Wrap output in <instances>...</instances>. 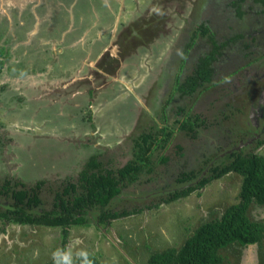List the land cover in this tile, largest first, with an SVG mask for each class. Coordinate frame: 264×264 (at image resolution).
<instances>
[{
    "label": "rangeland",
    "instance_id": "obj_1",
    "mask_svg": "<svg viewBox=\"0 0 264 264\" xmlns=\"http://www.w3.org/2000/svg\"><path fill=\"white\" fill-rule=\"evenodd\" d=\"M198 2L203 11L222 0H0L6 61L0 72V123L4 138H12L0 153V178L11 172L27 183L61 180L76 174L93 152L112 160L117 146L125 152L121 163L131 157L138 126H148L155 103H167L169 41H176L184 23L190 29L182 9L193 10ZM241 6L254 13L238 19L227 12L213 19L212 30L249 34L264 26V18L256 20L264 6L255 0ZM141 9L148 14L138 23ZM205 108L201 103L197 110ZM137 112L145 117L133 124ZM242 116L233 119L241 126L247 120L245 112ZM87 135L88 141L78 140ZM258 152L264 154V145ZM172 158L157 167L155 182L123 188L120 203L155 202L160 193L177 188L175 174L197 167L195 158ZM240 181L230 172L177 200L108 223L91 213L92 223L69 229L64 247L59 227L8 223L0 230V264H73L84 253L99 264H144L154 251L180 247L200 223L236 202ZM120 203L116 198L109 205L116 209ZM249 215L264 221V206H252ZM220 253L222 264H264V248L257 245H229Z\"/></svg>",
    "mask_w": 264,
    "mask_h": 264
},
{
    "label": "trees",
    "instance_id": "obj_2",
    "mask_svg": "<svg viewBox=\"0 0 264 264\" xmlns=\"http://www.w3.org/2000/svg\"><path fill=\"white\" fill-rule=\"evenodd\" d=\"M255 1L264 5V0ZM140 11L143 16L138 18V23L146 15L143 9ZM241 15L242 11L238 10V16ZM211 27L212 22L204 19L190 34L186 50L199 41L201 43L193 50L190 62L178 64L164 98L167 103H163L158 115L160 121L148 119V126H138L141 132L131 137V157L121 163L120 159L125 155L121 146H117L120 152L112 159L115 161H104L100 153L93 152L76 174H68L61 180L42 177L27 183L8 172L0 178V230L3 231L8 223L56 226L61 229L64 247L69 229L92 223L91 213L95 214L97 222L108 223L177 200L193 190H200L213 179L234 172L241 176L237 201L226 206L217 217L200 223L180 247L154 251L144 264H222L224 256L220 252L229 245L241 247L255 243L263 249L264 221L253 219L249 213L252 206H264V154L258 152L264 138L236 148L238 138L245 132L243 127L233 120L228 107V113L212 110L217 102L227 104L226 97L231 92L227 87L231 85L233 75L243 72L240 75L244 77V70L249 74L254 71L255 63L263 61L264 31L251 34L243 31L231 35L214 33ZM197 36L200 38L195 42ZM231 42H237L238 59L232 61L238 62L237 65L230 69L225 64L217 67L220 50ZM4 48L0 46V72L6 62L2 58ZM220 58L222 60V55ZM228 75L230 79H227ZM197 99L200 103L196 102ZM181 100L186 102L176 103ZM201 103H207L205 110H197ZM169 121L171 125L166 124ZM0 129V153L3 156L7 146L12 144V138H4L6 130L1 123ZM203 131L210 132L211 136L206 148L200 146L199 141ZM177 133L186 140L185 143L176 140ZM211 133L216 134L213 140ZM89 138L88 135L78 136V140L88 141ZM189 144L190 151H193L189 156L196 159L197 163L193 162L197 167L175 174L173 178L178 182L177 188L166 191L164 195L160 193L155 202L151 199L144 204H138V201L127 202L128 205L120 203L119 194L123 188L139 182H155L157 167L171 162L172 156H184ZM233 146L235 148L230 149ZM227 149H230L228 153L219 156ZM196 154L200 155V161ZM184 158L185 162L186 156ZM142 174L146 175L145 180H141ZM116 198L119 208H110V202ZM73 264L99 262L95 255L84 253L77 256Z\"/></svg>",
    "mask_w": 264,
    "mask_h": 264
},
{
    "label": "flooded vegetation",
    "instance_id": "obj_3",
    "mask_svg": "<svg viewBox=\"0 0 264 264\" xmlns=\"http://www.w3.org/2000/svg\"><path fill=\"white\" fill-rule=\"evenodd\" d=\"M102 1V0H101ZM136 1V0H135ZM220 2V0H218ZM217 1H213V3H216ZM244 2V0H222V3L218 6V7H207L206 10L200 11V4L198 2L199 6H195L193 8V10L189 9H182L184 10V17L183 19H186L185 22L190 23V29L187 28L188 26L186 25V27L184 26L185 23L183 24L182 28H185L183 30H181L176 38V41H169V58L168 61L166 63V65H168L167 68V72L168 76H169V80L167 83V88L169 86L170 80L173 78V74L177 73V66L180 62H185L188 63L191 61L192 55H193V50L200 45L201 42L199 43H195L197 41H199L198 39L200 38L199 36H197L196 40H195V44L193 46H191V48H188L186 50L185 46L186 43L189 40L190 34L195 32L196 29H198V25L199 23L206 19V20H210V22H213L215 18H218L222 15H225L227 12L231 13V15L235 18L238 19H243L245 16V12H251L254 13V10L252 8L249 9L247 8V10H243L242 8V3ZM218 3V2H217ZM258 4L262 5L261 3L258 2ZM191 7V6H190ZM193 7V5H192ZM154 8V5H153ZM238 10L242 11V15L238 16ZM141 12V11H140ZM151 12H149L150 14ZM142 14V13H141ZM146 14H148L146 12ZM143 15V14H142ZM257 18L256 20H259L261 18H264V12L260 13V14H256ZM253 15L249 14V17L252 18ZM146 17V15L144 16ZM258 32H262L264 31V26L262 28H260L259 30H257ZM182 32V33H181ZM189 32V34H188ZM217 30L214 31V33H216ZM235 32L237 33H242L243 31H235L232 30L231 35L234 34ZM254 32V31H253ZM251 32V33H253ZM219 33V32H218ZM249 33V34H251ZM246 34L247 31H246ZM162 34H160L159 36H161ZM179 35H183V37H179ZM185 35V36H184ZM179 39V43H176L177 40ZM236 48H237V42H231L228 43L226 47H224L222 50H220V56L222 55V60L226 61L230 60V62H223L220 58V56L218 57V63H217V67L219 65H223L225 64L226 66L228 65V68H232L233 66L237 65L238 62H232L235 61L237 58L236 56ZM186 52L184 53L183 51ZM177 54H179L180 56L177 58ZM53 62V61H51ZM255 63V62H254ZM171 64V66H170ZM215 66V67H216ZM220 67V66H219ZM248 67L250 68V65H248ZM174 68V69H173ZM254 71H252L251 73L247 74L246 70H244V77L241 76L240 74L237 75H233V81L231 82V85H229V87L227 88H231V92L230 94H228L227 98V104L223 103V102H217L216 106L214 107V110H219L220 107L226 106L230 109V113L232 115V117L235 119V117H239L242 118V112H245L247 115V120L244 121V124L242 125L243 129H244V134L242 137L238 138V141L240 143L243 142V144L240 145V147L244 146V145H248L249 143H254L257 140H260L261 138H264V55H263V61L259 62V64L255 63V67L253 68ZM183 74V72H182ZM171 76V77H170ZM231 76H227V79H230ZM174 85L175 86V81ZM212 95V93H210ZM200 103V99H197L196 102ZM208 102V100H207ZM164 101L162 100V103H159L161 105H157V103H155V107L153 109V112L149 115V119L152 118L154 121L159 122L160 120H158V115L160 114V110L162 108ZM207 103H203L202 106H206ZM200 108V107H199ZM227 111V110H226ZM225 111V112H226ZM241 111V113H240ZM141 113V112H140ZM140 113L138 114V118H136L137 120L133 123H137L138 119H143L145 116H141L140 117ZM240 113V115H239ZM239 115V116H238ZM136 116V115H135ZM147 117V118H148ZM245 119V117H243ZM236 120V119H235ZM147 121V120H146ZM169 122H167L166 124H169ZM171 125V124H169ZM205 131L202 132V136H200V146H203L206 148V146H208V141L211 138L210 136V132H206ZM212 135V140L216 138V134L211 133ZM176 140L180 141V142H184V140L178 138L176 136ZM242 140V141H241ZM245 141V142H244ZM247 141V142H246ZM239 142H237V144L235 145V147H239ZM185 143V142H184ZM205 143H207V145H205ZM191 144V143H190ZM190 144L186 147V149L184 150V156H186L187 160L192 159V157L189 156L193 155V151H190ZM264 145V143L261 145V147ZM192 147L195 149L196 146L194 145V143H192ZM234 146L230 149L235 148ZM230 149L226 150V153H228L230 151ZM204 155V154H202ZM182 156V157H184ZM220 156V155H219ZM200 177V175H199ZM255 219V218H254ZM255 220H259V219H255ZM263 219L259 220L262 221ZM233 245V244H232ZM250 245H257V244H250ZM248 246V245H247ZM244 247V246H241Z\"/></svg>",
    "mask_w": 264,
    "mask_h": 264
},
{
    "label": "water",
    "instance_id": "obj_4",
    "mask_svg": "<svg viewBox=\"0 0 264 264\" xmlns=\"http://www.w3.org/2000/svg\"><path fill=\"white\" fill-rule=\"evenodd\" d=\"M240 147V146H239ZM239 147H236V148H239ZM206 171V170H205ZM205 171H203V173L205 172Z\"/></svg>",
    "mask_w": 264,
    "mask_h": 264
},
{
    "label": "crops",
    "instance_id": "obj_5",
    "mask_svg": "<svg viewBox=\"0 0 264 264\" xmlns=\"http://www.w3.org/2000/svg\"><path fill=\"white\" fill-rule=\"evenodd\" d=\"M90 132H92V130H91ZM89 135H90V133H89ZM118 144H119V143H118Z\"/></svg>",
    "mask_w": 264,
    "mask_h": 264
}]
</instances>
